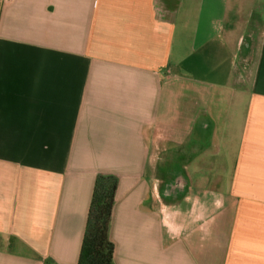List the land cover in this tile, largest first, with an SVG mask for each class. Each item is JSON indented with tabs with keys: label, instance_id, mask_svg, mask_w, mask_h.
Instances as JSON below:
<instances>
[{
	"label": "crops",
	"instance_id": "obj_1",
	"mask_svg": "<svg viewBox=\"0 0 264 264\" xmlns=\"http://www.w3.org/2000/svg\"><path fill=\"white\" fill-rule=\"evenodd\" d=\"M264 0H0V264H78L99 174L113 264H264Z\"/></svg>",
	"mask_w": 264,
	"mask_h": 264
},
{
	"label": "trees",
	"instance_id": "obj_2",
	"mask_svg": "<svg viewBox=\"0 0 264 264\" xmlns=\"http://www.w3.org/2000/svg\"><path fill=\"white\" fill-rule=\"evenodd\" d=\"M117 185L115 175L99 174L95 178L78 264H113L114 245L108 232Z\"/></svg>",
	"mask_w": 264,
	"mask_h": 264
},
{
	"label": "rangeland",
	"instance_id": "obj_3",
	"mask_svg": "<svg viewBox=\"0 0 264 264\" xmlns=\"http://www.w3.org/2000/svg\"><path fill=\"white\" fill-rule=\"evenodd\" d=\"M259 10L264 11V6H262V5H258V6L256 7V12H258Z\"/></svg>",
	"mask_w": 264,
	"mask_h": 264
}]
</instances>
